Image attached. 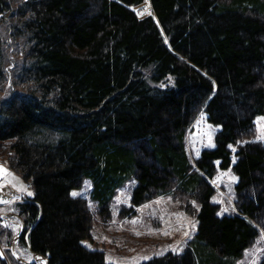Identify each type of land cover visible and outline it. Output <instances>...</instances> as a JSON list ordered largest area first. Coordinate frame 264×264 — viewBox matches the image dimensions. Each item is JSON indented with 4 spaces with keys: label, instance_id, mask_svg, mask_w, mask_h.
I'll list each match as a JSON object with an SVG mask.
<instances>
[{
    "label": "trees",
    "instance_id": "1",
    "mask_svg": "<svg viewBox=\"0 0 264 264\" xmlns=\"http://www.w3.org/2000/svg\"><path fill=\"white\" fill-rule=\"evenodd\" d=\"M200 111L218 129L191 156ZM257 116L264 0H0V155L33 187L16 199L19 243L48 264H112L82 243L91 210L70 191L87 178L106 206L129 177L122 212L171 194L196 221L184 250L140 264H239L258 248L264 264ZM224 170L236 177L226 210L212 182Z\"/></svg>",
    "mask_w": 264,
    "mask_h": 264
},
{
    "label": "rangeland",
    "instance_id": "2",
    "mask_svg": "<svg viewBox=\"0 0 264 264\" xmlns=\"http://www.w3.org/2000/svg\"><path fill=\"white\" fill-rule=\"evenodd\" d=\"M142 5L145 7L141 8L140 12H136L138 17L151 12L148 2ZM255 123V137L264 141V138H260L264 137V116H257ZM216 129L218 126L210 124L204 113L198 115L187 134V149L191 156L197 155L201 148L213 145ZM0 165L8 170L7 173L0 175V192L11 196L9 202L0 205V217L6 220L3 222L5 225L13 229L12 235L7 240H4L3 235L0 234V255L8 259L10 264H28L29 261L44 264V259L34 260L32 254L20 245L21 236L18 239L12 237L24 228L23 219L18 217L16 212V199L27 195L24 191L25 186L27 192L31 193L33 187L29 181L22 179L17 171L8 166L2 155H0ZM235 180L236 177L230 170L219 171L212 180L217 188V201L221 203L222 210L232 205L231 186ZM134 185V179L126 181L119 191L110 195L106 206H103L99 199L92 197L88 179L83 180L80 187L70 191L71 195L73 192L78 193L73 196L86 198L91 210L90 237L82 243L90 249L102 251L105 260L112 264H140L148 260L144 257L163 254L169 250L174 251L173 249L184 250L195 229L194 216L186 213L182 207L183 201H178L171 194L148 199L139 206H133V209L125 211L126 213L122 212L121 206L129 204ZM185 232L189 235L185 236ZM257 251L260 254L262 248H258ZM253 261V258L243 257L239 260V264H252Z\"/></svg>",
    "mask_w": 264,
    "mask_h": 264
},
{
    "label": "water",
    "instance_id": "3",
    "mask_svg": "<svg viewBox=\"0 0 264 264\" xmlns=\"http://www.w3.org/2000/svg\"><path fill=\"white\" fill-rule=\"evenodd\" d=\"M9 199H10V197L8 195L0 193V204L6 203L5 201L8 202ZM21 233L22 232L17 233L16 236L14 237V239H18L20 237ZM24 238H25V240H27L26 235H25ZM35 259L36 260L44 259V261L46 262V264H48V261H47L46 257H44L43 255H34V260ZM27 263H29V262H27Z\"/></svg>",
    "mask_w": 264,
    "mask_h": 264
},
{
    "label": "snow or ice",
    "instance_id": "4",
    "mask_svg": "<svg viewBox=\"0 0 264 264\" xmlns=\"http://www.w3.org/2000/svg\"><path fill=\"white\" fill-rule=\"evenodd\" d=\"M260 138H264V137H260ZM7 171H8L7 169H5L2 165H0V175H3L5 173H7ZM24 191H26V194L29 195V196L33 195V193H31V192H27L26 186L24 187ZM77 194L78 193H76V192L72 193V195H77ZM5 202L7 203V201H5ZM193 203H195V202H193ZM165 234H167V233H165ZM188 235H189V233L185 232V236H188ZM89 247H91V245H89ZM173 250L174 251H182V249H173ZM160 254H162V253H157V255H160ZM144 259H149L150 260V259H152V257H144ZM44 264H46V262H44Z\"/></svg>",
    "mask_w": 264,
    "mask_h": 264
},
{
    "label": "bare ground",
    "instance_id": "5",
    "mask_svg": "<svg viewBox=\"0 0 264 264\" xmlns=\"http://www.w3.org/2000/svg\"><path fill=\"white\" fill-rule=\"evenodd\" d=\"M143 7H145V6H142V7H140V8H137V10L140 12V10H142L141 8H143ZM200 113H203V111H200ZM200 113H199V114H200ZM187 126H188V125H187ZM131 178H132V177L126 178V179L121 183V186H122L126 181H128V180H132ZM85 179H87V178H85ZM85 179H83V180H85ZM119 187H120V186H119ZM119 187H118V188H119ZM119 190H120V188L117 189L116 192L119 191ZM4 194H6V195L9 196V194H7V193H4ZM9 197H10V196H9ZM18 217H21V216L19 215ZM21 218H22V217H21ZM21 221H22V220H21ZM22 234H23V233H22ZM22 234H21V235H22ZM25 235H26V234H25ZM25 235H24V237H25ZM15 236H16V233L12 236L13 239H14ZM28 244H29V243H28ZM28 249L31 250L29 247H28ZM6 262H7L8 264H10V262H9L8 259H6Z\"/></svg>",
    "mask_w": 264,
    "mask_h": 264
},
{
    "label": "crops",
    "instance_id": "6",
    "mask_svg": "<svg viewBox=\"0 0 264 264\" xmlns=\"http://www.w3.org/2000/svg\"><path fill=\"white\" fill-rule=\"evenodd\" d=\"M254 251H255V250H254ZM254 251H253V252H254ZM256 251H257V250H256ZM256 251H255V252H256Z\"/></svg>",
    "mask_w": 264,
    "mask_h": 264
}]
</instances>
